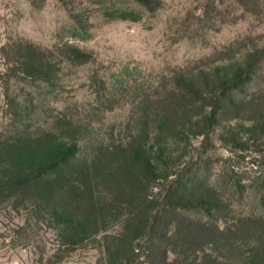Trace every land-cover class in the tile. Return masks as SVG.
<instances>
[{
    "label": "rangeland",
    "instance_id": "374dc122",
    "mask_svg": "<svg viewBox=\"0 0 264 264\" xmlns=\"http://www.w3.org/2000/svg\"><path fill=\"white\" fill-rule=\"evenodd\" d=\"M148 1L152 12L131 20L108 18L94 0H0V264H148L149 239L172 264H264V0ZM227 72L244 82L223 92ZM184 90L200 104L182 116ZM170 105L179 116L166 139L148 134ZM183 122L193 131L179 134ZM50 137L76 140L79 160L37 185H53L48 194L19 187L18 158H51ZM138 143L167 148L165 170L142 182L163 211L124 257L116 239L131 183L119 165L129 153L119 159L116 148ZM90 192L109 200L106 219L77 241L58 205Z\"/></svg>",
    "mask_w": 264,
    "mask_h": 264
},
{
    "label": "trees",
    "instance_id": "16d2710c",
    "mask_svg": "<svg viewBox=\"0 0 264 264\" xmlns=\"http://www.w3.org/2000/svg\"><path fill=\"white\" fill-rule=\"evenodd\" d=\"M96 3H98V6L103 11L104 15L108 18H123V19H131V20H139L141 18L143 10L152 12V7L150 5V1L148 0H94ZM132 4H139V7L134 8ZM78 24V23H77ZM79 28L80 32L84 31L82 28ZM85 36V35H84ZM66 46L70 49H78L74 48V45L71 43H65ZM253 66V65H252ZM252 73V68L248 70L247 74ZM231 73H226L223 80L227 78V80L223 81L221 85V90L223 92L232 90L233 88L239 86L242 82H244L243 79H241V74L235 73L232 77H230ZM246 75V73L244 74ZM248 76V75H247ZM216 87V85H215ZM180 88V87H179ZM190 90V89H187ZM187 90H184L181 92L180 97L182 98V105L180 108L181 115L185 116L186 114V107L190 105L197 108L198 104H200L199 100L197 99L198 104H193L192 97H193V91L189 92ZM217 89L215 88V92H217ZM178 100V99H177ZM211 102L213 103V106L216 108L221 107V96L220 94L216 93L212 95ZM179 106V105H177ZM203 107L202 105H199V108ZM177 107L171 106L170 109H168L167 113L163 116L164 117V125H161L158 129L149 130L148 134L154 135L155 132L157 135L162 136L164 140L166 139L165 126L166 129L174 128V124H171L172 121H169L172 117L179 116L178 110H176ZM204 108V107H203ZM203 108L200 109V111L197 113V116L199 118V123H202L200 126L197 124V131L203 133L204 129L202 128L203 125H205V122L208 120L209 115H207V111H205ZM175 115V116H174ZM177 115V116H176ZM192 116V113H191ZM212 117V116H211ZM206 118V119H204ZM181 131L179 134H189L193 131L192 127H188L187 123L181 124ZM156 128V126H155ZM162 128V129H161ZM164 128V129H163ZM171 136L179 135L178 133H172ZM164 134V135H163ZM166 135V136H165ZM33 142L39 141L38 138L31 139ZM20 143L22 141H19ZM137 143V142H136ZM115 145L105 146L104 149L108 155H111L113 152V149ZM119 147V145H117ZM154 145H148L145 147H142V143H138L134 146L128 145V148H123L122 152L121 149L116 148L118 150L117 155L119 156V159H122L123 153L124 155L129 153V157H125L124 160H122V164L119 166H126L128 168V174H129V182L131 183L130 187V202L125 206L128 208L127 213L125 214V217L122 219V230L118 233L117 236V251L120 255V252L124 254V257L129 253L135 254L136 253V243L142 238V234H148V235H154L155 230L158 227V224L160 222L161 218V212L163 211V208H157L158 206L154 205L155 202L150 197V194H148L145 190V186L142 185V182L147 181L148 178H152L151 174L154 172H157L158 170H162V167H167L166 165H162L163 162L161 158L164 156L166 146H164L161 149H155L153 147ZM49 152L52 155L51 158L45 155V157H42L37 154L32 155H24L21 158H18L17 160V169L18 176L16 177V185L19 187H41V189L48 191H45L47 194L51 192V189L53 188V185H40L41 183H48L53 181L54 183L59 178L60 173L58 174L59 170L63 167H69L73 162L76 160H79L78 153L79 149L77 147V141L74 140L73 143L68 142H57L56 140L53 141L52 137L49 138ZM102 149V148H101ZM99 150H95L94 154H96L94 158V162L92 164H95V160L100 157ZM157 152H159L157 154ZM146 156V157H144ZM99 159V158H98ZM156 160V161H155ZM155 161V163H154ZM157 163V164H156ZM91 164V165H92ZM155 164V165H154ZM165 174V173H164ZM107 176V175H105ZM139 183V185H138ZM72 188V189H70ZM40 189V188H39ZM62 189H65L64 186H62ZM78 185L71 187H67L65 190H68L69 192H76L78 194ZM53 196V195H52ZM100 198H97L94 196L93 193H89V195H85L82 197H76V199L73 198V200L70 202L66 201L65 206L61 203L58 206H61V212L62 214H65V221L63 222V231L68 232V230L71 232V234H74L76 236V240L82 239L81 236L87 231L90 230L92 226H98L100 222H104L106 219V213L104 212V209L107 205H109V200H107L108 204H103ZM169 205L167 207L175 206L173 203H168ZM108 207V206H107ZM100 208V210H99ZM54 210H57L55 207H53ZM171 222V223H170ZM168 227L172 224V221H168ZM167 227V228H168ZM74 238V237H73ZM150 242H152L151 247V253L148 255V264H172V260H169V248H164L162 250L163 257H156L155 253L157 250L156 244L153 243V239H149ZM123 257V258H124ZM159 260V261H157ZM123 264V263H121ZM137 264H142V262H138ZM181 264H204L201 263V261H197L196 259H188L185 261H182Z\"/></svg>",
    "mask_w": 264,
    "mask_h": 264
}]
</instances>
